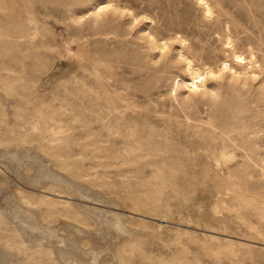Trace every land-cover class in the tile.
<instances>
[{
    "label": "rangeland",
    "instance_id": "1",
    "mask_svg": "<svg viewBox=\"0 0 264 264\" xmlns=\"http://www.w3.org/2000/svg\"><path fill=\"white\" fill-rule=\"evenodd\" d=\"M6 29L0 264H264V0H0Z\"/></svg>",
    "mask_w": 264,
    "mask_h": 264
},
{
    "label": "bare ground",
    "instance_id": "2",
    "mask_svg": "<svg viewBox=\"0 0 264 264\" xmlns=\"http://www.w3.org/2000/svg\"><path fill=\"white\" fill-rule=\"evenodd\" d=\"M109 2V1H108ZM108 2H106V1H100L99 3H98V5H97V8H98V10H100V9H103V8H105V7H107V5L109 4ZM111 4V3H110ZM203 9L205 10V12L206 13H211L210 12V6H209V4L207 3V1H205L204 3H203ZM97 11V10H96ZM207 15V14H206ZM208 17V16H207ZM21 25V24H20ZM18 29H17V25H14V27H13V31L14 32H16ZM10 32L11 31H9V30H2V32H1V38H2V40H3V43H4V45L7 47V46H9V45H12V44H14V41L13 40H15V39H12V34H10ZM23 34V33H22ZM18 35H20V34H18ZM178 37V36H177ZM182 42V41H181ZM17 43V42H16ZM230 43V42H229ZM228 43V44H229ZM166 44V43H165ZM17 46V45H16ZM231 46V45H230ZM235 57H236V62H238V64H239V62H241V61H244L245 60V57L242 55V54H238V53H236L235 52ZM249 59V58H248ZM188 62H190V61H188ZM246 63V62H245ZM247 64H249V62L247 63ZM213 66V65H212ZM257 66V65H256ZM32 69V68H31ZM216 69V68H215ZM248 70V69H247ZM209 70H207V72H208ZM189 72H190V74L192 75V79L191 80H187L186 81V84L187 85H193L194 86V83H195V80L198 78V79H200V77L202 76V73H201V71L199 72L198 70H195V69H193L192 67H190L189 68ZM200 82V81H199ZM200 84V83H199ZM192 86V87H193ZM189 88V87H188ZM191 88V87H190ZM4 105V104H3ZM38 128V127H37ZM23 138V137H22ZM9 143V142H8ZM0 154H3V156H5V155H8V157L9 158H17L18 156H17V154L15 153H9V152H6V151H0ZM20 157H22V156H20ZM116 160V159H115ZM137 160V159H136ZM15 161V160H14ZM38 161V160H37ZM133 162V161H132ZM36 163H38V162H36ZM120 163V162H119ZM16 164V163H15ZM19 164V163H18ZM36 166H38V165H36ZM41 166V165H40ZM38 169H39V167H38ZM37 169V170H38ZM40 172L42 173V174H44L45 176L46 175H50V174H54L51 170H49V169H46V168H44V167H42L41 169H40ZM43 175V176H44ZM67 181H69V180H67ZM161 190V189H160ZM27 195V194H26ZM11 196V195H10ZM27 200V202H28V199H26L25 198V200L24 201H26ZM29 200H31V199H29ZM31 202V201H30ZM16 203V202H15ZM13 204V203H12ZM22 204V203H21ZM21 204H19V205H21ZM14 205V204H13ZM18 205V206H19ZM10 207V206H9ZM22 207V206H21ZM11 208H13V207H11ZM11 208H10V210H11ZM19 208V207H18ZM14 210H15V207H14ZM13 210V211H14ZM91 210L93 211V213H95V214H100V215H102V217H104V218H106L108 221H109V217H116L117 218V220H115L114 221V224L115 225H117V227H119V229L120 228H122L123 227V225L120 223V221H119V215L116 213V212H112V211H109V210H104V209H99V208H97V207H92L91 208ZM2 213H4L5 215H6V213H5V211H2V210H0ZM9 211V210H8ZM44 211V210H43ZM54 212V211H53ZM98 212V213H97ZM52 213V212H51ZM8 214V213H7ZM49 214V213H48ZM10 215V217H11V214H9ZM14 217L12 218L11 217V221H14V222H17V224H19V222H22V223H24V224H27V225H29L30 227H32L33 229L34 228H37L38 230H39V232L40 231H42V232H46L47 234H49V235H53L54 234V229H50L49 227H47L46 225H44L43 224V222L41 223L40 221H39V219H37V217L34 215V213L30 210V209H22V210H20V211H18V210H16L15 212H14ZM49 215H51V214H49ZM7 216V215H6ZM13 216V215H12ZM77 216V215H76ZM80 216V215H79ZM80 218L81 219H83V217L82 216H80ZM19 221V222H18ZM110 222V221H109ZM122 225V226H121ZM29 227V228H30ZM32 230V229H31ZM25 232V231H24ZM41 235V234H40ZM38 237H39V235H37ZM44 238H46V237H48V236H43ZM48 239V238H47ZM50 239V238H49ZM33 240V239H32ZM35 240V239H34ZM37 240V239H36ZM42 240V239H41ZM38 243H39V241H38ZM43 243V242H42ZM44 243H47L48 244V242H47V240H46V242L44 241ZM43 243V244H44ZM41 244V243H40ZM44 246V245H43ZM46 246H48V245H46ZM27 247V246H26ZM57 248V247H56ZM58 250H60V251H64V248H62V247H60V248H57ZM126 249H127V247H126ZM119 250V249H118ZM6 252V251H5ZM123 253V252H122ZM3 256V255H2ZM118 258V257H117ZM119 260V259H118ZM158 264H165L164 262H163V260L162 261H158Z\"/></svg>",
    "mask_w": 264,
    "mask_h": 264
}]
</instances>
